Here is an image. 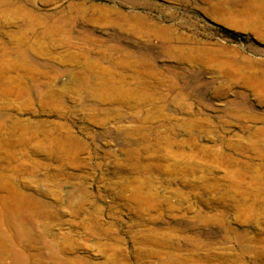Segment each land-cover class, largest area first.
<instances>
[{
    "label": "rangeland",
    "instance_id": "1",
    "mask_svg": "<svg viewBox=\"0 0 264 264\" xmlns=\"http://www.w3.org/2000/svg\"><path fill=\"white\" fill-rule=\"evenodd\" d=\"M0 264H264V0H0Z\"/></svg>",
    "mask_w": 264,
    "mask_h": 264
},
{
    "label": "trees",
    "instance_id": "2",
    "mask_svg": "<svg viewBox=\"0 0 264 264\" xmlns=\"http://www.w3.org/2000/svg\"><path fill=\"white\" fill-rule=\"evenodd\" d=\"M230 37L234 38V39H237V38H241L242 36L236 34V33H233L229 30H224Z\"/></svg>",
    "mask_w": 264,
    "mask_h": 264
}]
</instances>
